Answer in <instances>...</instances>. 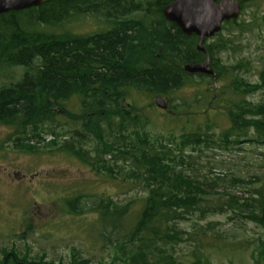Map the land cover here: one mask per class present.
Listing matches in <instances>:
<instances>
[{"label":"trees","instance_id":"16d2710c","mask_svg":"<svg viewBox=\"0 0 264 264\" xmlns=\"http://www.w3.org/2000/svg\"><path fill=\"white\" fill-rule=\"evenodd\" d=\"M174 1L44 0L39 7L0 15V125L13 129L14 145L29 152L34 141L67 152L112 179L120 171L143 192L131 218L135 201L119 206L99 197L80 210L74 208L76 199L68 202L71 214L96 215L100 241L116 251L122 264H209L207 251L217 241L215 224L201 222L211 215L229 212L235 224L264 227L263 188L247 198L215 194L224 178L209 177L211 170L202 174L206 167L198 163L209 150L239 151L235 147L243 140L264 146V102L252 104L244 98L257 92L264 96V70L255 85L240 81L239 64L226 68L215 57L233 48L234 41L219 40L220 45L203 48L216 80L228 81L231 95L213 99L198 90L211 78L186 74L181 67L203 62L205 54L196 50L197 37L182 34L163 18V8ZM82 18L95 20L98 30L78 35L63 29ZM230 25L236 21L223 23L221 31ZM188 85L198 90L194 103L205 101L207 109L214 106L228 115L230 125L217 137L206 125L178 139L151 140L141 131L145 121L131 114V106L117 107L132 91L169 97ZM71 98L77 100L75 113L65 107ZM71 119L85 131L59 143L54 131ZM87 143L93 149L86 150ZM236 182L247 188L251 184L235 177L227 180L234 186ZM191 217L196 222L186 232L179 225ZM256 254L254 264H264V255ZM71 259L68 264H89L78 254ZM0 264L63 263L29 258L12 248L2 252Z\"/></svg>","mask_w":264,"mask_h":264},{"label":"rangeland","instance_id":"374dc122","mask_svg":"<svg viewBox=\"0 0 264 264\" xmlns=\"http://www.w3.org/2000/svg\"><path fill=\"white\" fill-rule=\"evenodd\" d=\"M242 2L243 7H240L235 20L237 25H230L219 32L218 37L205 40L202 48L204 45H220L219 40L234 41L233 48L228 47L215 55L217 63L226 68L239 64L236 78L245 84L255 85L259 81V73L264 70V0ZM238 25L241 28L239 32L236 30ZM98 28L95 20L82 18L63 29L78 35H88ZM215 84L216 87L213 86L212 78L206 79L205 83L198 86V90L207 91L213 99H227L231 95L227 91L228 81L224 83L216 80ZM198 90L188 85L169 97L132 91L125 101H121V105L129 104L131 114L145 121L141 131H147L151 140L178 139L182 133L190 134L206 125L214 129L212 134L215 138L229 127V117L214 106L215 111L207 109L205 101L194 103ZM157 98L163 100V110L156 107ZM244 98L252 104L264 102L262 92L247 94ZM65 107L69 113H75L77 103L68 101ZM59 119L61 125H66L65 119ZM78 124L71 119L68 126L72 128ZM68 126L54 131L59 135V143L67 140L65 137L68 135L75 134L76 131H69ZM13 133L12 128L0 125V257L5 249L14 248L29 258L42 257L44 262L68 264L72 254H78L89 264H122L116 251L100 241L96 215L71 214L68 202L76 199L78 202L74 203V208L80 210L89 208L99 197L110 198L119 206L135 201L131 207V218L140 208L138 200L143 192L120 171H116L112 179V176L95 171L75 156L45 148L41 143L32 141L28 144L31 151H23L14 145ZM43 139H48V136ZM73 142L78 143L77 140ZM93 147V144H84L86 150ZM235 149L240 150L206 151L198 163L206 167L201 170L202 174L206 175L211 170L209 177L224 178L225 183L220 185L215 194L227 193L247 198L253 191L264 189V146L251 145L243 140ZM231 177L251 184L249 188L238 182L234 186L227 183ZM230 217L231 214L226 212L208 216L201 222L215 224L212 234L217 237V241L207 251L209 264H254L256 253L264 255V227L247 221L235 224ZM195 222L196 218L191 217L179 227L192 232ZM185 251L183 246L182 252Z\"/></svg>","mask_w":264,"mask_h":264},{"label":"water","instance_id":"95a60500","mask_svg":"<svg viewBox=\"0 0 264 264\" xmlns=\"http://www.w3.org/2000/svg\"><path fill=\"white\" fill-rule=\"evenodd\" d=\"M44 0H0V15L36 8ZM240 4L236 0H176L162 10L163 18L174 24L182 34L194 35L198 38L196 50L205 54V60L197 64H186L182 70L189 75H204L212 78L216 87V75L210 68L209 57L202 48L205 40L212 38L221 30L224 22L236 20L239 16ZM158 109L163 110V100L156 99Z\"/></svg>","mask_w":264,"mask_h":264},{"label":"flooded vegetation","instance_id":"af4514ba","mask_svg":"<svg viewBox=\"0 0 264 264\" xmlns=\"http://www.w3.org/2000/svg\"><path fill=\"white\" fill-rule=\"evenodd\" d=\"M217 1H219V0H217ZM237 1V0H236ZM232 21V20H231ZM229 22V21H228ZM224 23H226V22H224ZM222 25H223V23H222ZM222 25H221V27H222ZM216 35V34H215ZM214 35V36H215ZM213 36V37H214ZM70 101H76V103H77V100L75 99V98H71L70 99ZM121 101L120 102H117V107H119V108H122V105H121ZM127 107H130V105L129 104H127ZM69 124V123H68ZM67 124V125H68ZM76 127H72L71 128V126H69L68 128H69V130L70 131H76L75 133H81L82 131H85V129H83L80 125H75Z\"/></svg>","mask_w":264,"mask_h":264}]
</instances>
